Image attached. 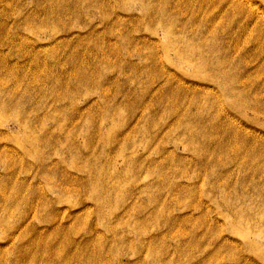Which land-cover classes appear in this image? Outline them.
Listing matches in <instances>:
<instances>
[{
  "label": "rangeland",
  "instance_id": "374dc122",
  "mask_svg": "<svg viewBox=\"0 0 264 264\" xmlns=\"http://www.w3.org/2000/svg\"><path fill=\"white\" fill-rule=\"evenodd\" d=\"M0 264H264V0H0Z\"/></svg>",
  "mask_w": 264,
  "mask_h": 264
}]
</instances>
